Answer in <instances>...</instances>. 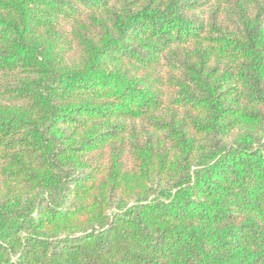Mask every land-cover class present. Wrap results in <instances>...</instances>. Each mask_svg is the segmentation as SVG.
Returning a JSON list of instances; mask_svg holds the SVG:
<instances>
[{
  "label": "trees",
  "instance_id": "obj_1",
  "mask_svg": "<svg viewBox=\"0 0 264 264\" xmlns=\"http://www.w3.org/2000/svg\"><path fill=\"white\" fill-rule=\"evenodd\" d=\"M0 264H264V0H0Z\"/></svg>",
  "mask_w": 264,
  "mask_h": 264
}]
</instances>
